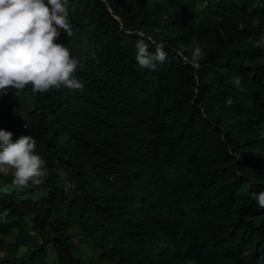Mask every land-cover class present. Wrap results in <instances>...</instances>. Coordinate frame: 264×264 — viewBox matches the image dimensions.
I'll return each instance as SVG.
<instances>
[{
    "label": "trees",
    "instance_id": "1",
    "mask_svg": "<svg viewBox=\"0 0 264 264\" xmlns=\"http://www.w3.org/2000/svg\"><path fill=\"white\" fill-rule=\"evenodd\" d=\"M70 3L58 42L83 90L0 92L3 130L48 170L0 172V264H85L76 236L90 264H264V0ZM140 39L167 53L155 71Z\"/></svg>",
    "mask_w": 264,
    "mask_h": 264
},
{
    "label": "clouds",
    "instance_id": "2",
    "mask_svg": "<svg viewBox=\"0 0 264 264\" xmlns=\"http://www.w3.org/2000/svg\"><path fill=\"white\" fill-rule=\"evenodd\" d=\"M71 8L70 0H0V92L7 94V89L23 90L28 85L41 94L62 87L83 90L84 83L74 76L78 59L58 42L61 32L73 35ZM193 45L190 56L183 60L199 67L205 52L198 42ZM260 45L264 38L256 46ZM135 47V59L142 69L155 71L167 58L162 46L150 52L144 39ZM229 82L243 90L240 77ZM225 103L233 101L229 98ZM12 137L11 132L0 129V166L14 170L12 183L17 188L27 187L29 182L41 184L48 170L45 160L36 154V139L20 136L14 141ZM252 196L264 208V191ZM9 212L5 209L0 216L6 218Z\"/></svg>",
    "mask_w": 264,
    "mask_h": 264
},
{
    "label": "rangeland",
    "instance_id": "3",
    "mask_svg": "<svg viewBox=\"0 0 264 264\" xmlns=\"http://www.w3.org/2000/svg\"><path fill=\"white\" fill-rule=\"evenodd\" d=\"M11 171H14L10 168H7L6 166H0V172H4V173H11ZM74 243L76 246V251L77 254L79 255V257L82 259V261L85 264H90V259L93 257V252L92 250L87 247L86 245L82 244L79 242V236H76V238L74 239Z\"/></svg>",
    "mask_w": 264,
    "mask_h": 264
},
{
    "label": "built area",
    "instance_id": "4",
    "mask_svg": "<svg viewBox=\"0 0 264 264\" xmlns=\"http://www.w3.org/2000/svg\"><path fill=\"white\" fill-rule=\"evenodd\" d=\"M25 128H26V126L23 125L22 129L24 130ZM0 129H3V128H2V122H0ZM20 136H23V135H20ZM20 136H19V137H20Z\"/></svg>",
    "mask_w": 264,
    "mask_h": 264
}]
</instances>
